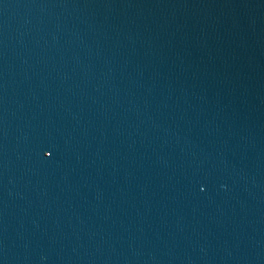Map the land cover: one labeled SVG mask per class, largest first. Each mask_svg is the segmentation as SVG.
<instances>
[{"label":"water","instance_id":"water-1","mask_svg":"<svg viewBox=\"0 0 264 264\" xmlns=\"http://www.w3.org/2000/svg\"><path fill=\"white\" fill-rule=\"evenodd\" d=\"M0 264H264V0H0Z\"/></svg>","mask_w":264,"mask_h":264}]
</instances>
